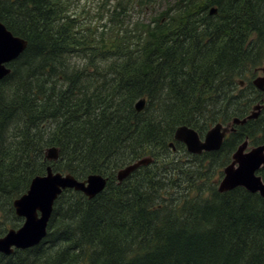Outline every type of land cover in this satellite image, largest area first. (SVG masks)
<instances>
[{"label": "trees", "instance_id": "16d2710c", "mask_svg": "<svg viewBox=\"0 0 264 264\" xmlns=\"http://www.w3.org/2000/svg\"><path fill=\"white\" fill-rule=\"evenodd\" d=\"M105 15L93 21L72 0H0V21L28 40L0 81V235L20 226L1 217L47 165L108 177L92 199L64 190L47 236L0 253V264H264V197L217 189L239 142L264 143V107L219 150L193 154L174 140L182 124L203 134L264 104L252 82L264 0H116ZM148 155L153 163L117 183L118 168Z\"/></svg>", "mask_w": 264, "mask_h": 264}, {"label": "water", "instance_id": "95a60500", "mask_svg": "<svg viewBox=\"0 0 264 264\" xmlns=\"http://www.w3.org/2000/svg\"><path fill=\"white\" fill-rule=\"evenodd\" d=\"M211 12H216V9ZM26 47L27 40L14 35L0 21V79L10 71L6 64L19 56ZM262 71L264 72V67H262ZM254 83L263 89L264 75L257 77ZM145 103V98L138 100L135 104L136 109L143 110ZM260 109V105L254 106L255 111L248 118L257 117ZM246 119H235L234 122L244 123ZM230 126L231 124L224 126L222 123H217L207 132L204 141H202L196 130L182 125L176 129L174 139L185 143L188 151L199 154L203 151L219 149ZM170 146L174 148V142H171ZM247 147L248 142L245 141L233 153L232 162L224 168V177L220 181L219 190L225 192L242 186L251 192H259L264 197V180L257 173L264 167V144L255 146L249 151H247ZM45 155L49 160H57L59 148L50 147L46 150ZM152 161V156H146L120 169L117 174L119 182H122L140 166L148 165ZM106 182V178L100 174H91L86 180L81 181L71 173L55 172L51 166H48L47 173L34 177L28 191L14 201L16 213L25 217V221L17 230L10 229L5 236L0 237V251L9 254L13 251V246L28 248L38 244L47 235V225L54 200L63 188L73 187L93 197L104 189Z\"/></svg>", "mask_w": 264, "mask_h": 264}, {"label": "rangeland", "instance_id": "374dc122", "mask_svg": "<svg viewBox=\"0 0 264 264\" xmlns=\"http://www.w3.org/2000/svg\"><path fill=\"white\" fill-rule=\"evenodd\" d=\"M128 0H124V4L127 3ZM73 3V7H77L79 10L82 8H85L87 10L90 11L91 16H93L94 20L93 21H101V22H107L106 20L108 19L107 16L105 15L102 18H100V14H101V10H107L108 8L112 9L114 8V5L116 3V0H72ZM134 8L130 9V12L134 15L137 16L138 15V11H137V5L136 3H133ZM163 7V5H161L159 8L158 7H154L153 8V13H155V10H161V8ZM139 8L142 10L141 15L142 16H147L149 18L151 13H147L146 10L143 7V3H141L139 5ZM118 9H121V7L119 6ZM216 9L217 13V8L212 7V10ZM110 14V11L107 13ZM85 21H89L84 19ZM9 125L12 126L14 128V130H16L17 125H16V121L14 119H11L9 122ZM221 179V178H220ZM26 191V190H25ZM24 191V192H25ZM13 216V210L9 211L8 214L5 217H1L2 221L5 220L8 224L9 221L12 219Z\"/></svg>", "mask_w": 264, "mask_h": 264}]
</instances>
